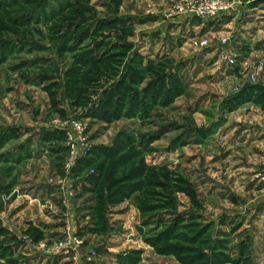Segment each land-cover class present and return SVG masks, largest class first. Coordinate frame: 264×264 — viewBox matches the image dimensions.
<instances>
[{
  "label": "rangeland",
  "instance_id": "374dc122",
  "mask_svg": "<svg viewBox=\"0 0 264 264\" xmlns=\"http://www.w3.org/2000/svg\"><path fill=\"white\" fill-rule=\"evenodd\" d=\"M11 1L4 0L9 4ZM66 1L69 0H43L42 8L37 10L38 21L31 20L19 29L13 27L14 32L0 29V213L5 205L14 203L10 211H4L9 215L8 219L12 217L21 225L28 221L50 223L47 229L28 225L19 232V228H13L18 232L13 237L8 236L14 234L12 231L0 236L6 248H0V253L4 252L0 264H31L36 263L37 257H40L37 264H184L173 254L158 253L145 241V237L155 234L163 226L157 218H152L148 225L142 224L145 217L137 207L139 193L125 199L127 202L123 205L120 204L123 201L107 203L103 208L107 227L105 232H96L91 218L97 203L95 193L89 192L92 184L87 183L89 188L86 190L78 183L87 182L97 166L96 163L84 168L79 165L80 148L83 147L80 144L74 154L77 153L76 158L71 159L63 127L66 132L76 135L73 122L81 124L83 138L93 147L112 145L120 131H129L137 137L140 134L151 136L159 129L167 128L169 131L160 139L151 142L153 149L144 154V159L148 165H165L187 182V188L175 192L178 211L175 215L182 218L177 231L193 237L195 242L189 244L184 239L176 242L197 249V253L203 252L198 264H264V109L248 102L239 109L226 112L222 105L225 97L249 84L248 75L256 60L264 62V51H231L235 56L231 66L218 58L219 40L227 38L228 44L234 42V38L236 40L239 35L236 29L245 24L244 19L250 18L247 9L227 10L238 15L237 22L228 29L223 14L208 19L170 15L177 0H89L96 17H120L127 25H132V35L125 37L132 47L123 64L134 61L136 54L143 65L155 63V50L168 43L172 66L174 63L182 65L187 71L185 79L190 82L189 90L185 89L184 94L176 97V103L165 107L156 105L146 122L138 117H120L106 122L94 116V108L102 94L100 90L91 93L90 100L83 105H73L71 98L66 97L64 73L75 52L58 53L47 30ZM240 2L230 0L229 4L235 7ZM21 7L30 6L22 4ZM3 8H0V27L9 23L8 18L17 15L16 7ZM147 15L159 19L146 21ZM163 15L171 21L180 17L181 21L176 20L164 33L166 30L162 32L161 28L169 21L163 22ZM183 16L186 21H182ZM116 25L120 27V23ZM157 32H161V36ZM195 37H206L211 41L210 46L198 48L192 45L190 41ZM228 44L224 48L227 49ZM166 49L164 46L160 52ZM239 58L245 59L242 62ZM177 60L182 63L178 64ZM236 67L240 72H233ZM120 71L125 70L121 67ZM42 75L50 79L43 80ZM263 76L264 65L255 84ZM250 110L252 114L248 113ZM259 114L261 121L256 119ZM215 122H220L218 127L213 125ZM205 126L214 131L205 141L196 143L189 138L188 142L173 146V139L187 129ZM253 130L262 132L254 141L251 139ZM47 133L59 136L56 140L64 146L61 152L43 146V137ZM124 169L120 167L118 173ZM46 188L49 191H43ZM69 191L73 192L69 194ZM60 197L64 203L66 199L68 207L59 201ZM14 208L16 211L13 212ZM55 213H62L66 218L57 217ZM82 213L80 226L77 218ZM174 216H165V225ZM2 219L0 215V225ZM83 225L86 232L81 229ZM151 230L155 231L148 233ZM65 231L84 239L78 249L79 259L56 258L49 254L55 252L51 249L65 236ZM12 238L20 242L12 243ZM30 248L39 250L35 252L39 255L29 259V255L21 254ZM41 251L49 258L43 259Z\"/></svg>",
  "mask_w": 264,
  "mask_h": 264
},
{
  "label": "trees",
  "instance_id": "16d2710c",
  "mask_svg": "<svg viewBox=\"0 0 264 264\" xmlns=\"http://www.w3.org/2000/svg\"><path fill=\"white\" fill-rule=\"evenodd\" d=\"M42 2L43 0H12L9 4L0 0V8L17 9V15L8 18L9 23L2 24L1 31L14 32L13 27L19 29L20 26L31 23V20L38 21L40 15L37 10L42 8ZM22 4L30 7H21ZM94 12L95 9L89 4V0L66 1L59 12L55 13L56 16L47 28L58 53L75 52L69 68L64 73L67 84L66 97L71 98L73 105L85 104L90 100L88 96L91 93L100 90L102 94L94 108L96 118L111 122L120 117H138L142 122H146L156 105L169 106L176 97L185 93V85L178 69L172 66L171 58L161 57L155 63L148 62L143 65L136 54V60L123 64L124 57L132 47L125 39L126 36L132 35V25H127L120 17H96ZM53 14L52 11L51 17ZM117 23H120V27ZM115 26L117 27L112 29ZM121 67L124 72L120 71ZM118 74L119 77L116 78ZM42 79L50 78L42 75ZM245 102H253L264 109L262 85L248 84L226 98L222 105L228 112ZM219 123L215 122L213 125L217 126ZM166 129L163 127L151 136L140 134L137 137L129 131H120L112 145L95 146L89 155L79 160V165L83 168L94 163L97 166L95 174L90 175L88 179L92 184L90 191L95 193L97 202L93 206L91 218L96 232H105L107 219L103 208L106 204H117L139 193L137 207L145 217L142 224L148 225L152 218H157L163 226L155 234L145 237V241L160 254H173L184 264H198L203 252L197 253V249L176 242L179 239H184L189 244L195 242L193 237H186L177 231L182 218L179 214L175 215V212H178L175 206V192L188 187L186 180L165 165H148L144 159V154L153 149L151 142L167 131ZM211 131L210 127L187 129L180 135V139L181 136L183 138L193 132L196 135L195 140L199 141ZM58 138L56 133H47L43 137L45 143ZM42 144L44 145V142ZM61 150L62 148L57 147L50 149L57 153ZM120 167L125 169L119 174ZM159 178L162 181H159ZM168 215L169 218L175 216L165 225L163 219ZM153 231L155 230L148 233ZM6 233V229L0 225V236ZM37 237L36 235L35 238ZM2 243L0 240V248H4ZM216 256L220 257L221 254ZM0 257H4V252L0 253Z\"/></svg>",
  "mask_w": 264,
  "mask_h": 264
},
{
  "label": "crops",
  "instance_id": "0c3cea01",
  "mask_svg": "<svg viewBox=\"0 0 264 264\" xmlns=\"http://www.w3.org/2000/svg\"><path fill=\"white\" fill-rule=\"evenodd\" d=\"M242 2H240L239 3V5L238 4H236L235 5V7H233V9H236L237 11H239V9H240V11L241 10H243V8H246L247 9V12H249V15L248 16H250V18L249 19H244V23L245 24H241V26H240V28H237L236 29V33L238 32V37L236 38V40H235V38H234V42H230V44H228V48L231 50V51H233V52H242V51H245L246 53H249V52H253V51H259V50H262V51H264V0H241ZM244 15H246V14H244ZM155 15H150V16H146V21H148V20H156V19H159L158 18V16L155 18V19H152L153 17H154ZM185 16V15H184ZM184 16L183 17H181L183 20L182 21H186V20H184ZM223 16H225V25L226 26H228V29H229V27H230V25H233V23H234V21H236L237 22V19H238V15H235L234 13H230V12H227V13H223ZM160 17V16H159ZM131 18V17H130ZM167 18H166V16L165 15H163V16H161V20H163V22H167V20H166ZM170 19V18H169ZM131 20V19H130ZM133 20V19H132ZM181 21L180 20V17H177V18H175V19H172V21L171 20H168L169 21V23H165V27H162L161 28V30H162V32L163 31H165L164 33H167L168 31V29H170L172 26H174V22L175 21ZM242 23V22H241ZM144 24V23H143ZM164 24V23H163ZM166 24H167V27H166ZM181 24V23H180ZM182 24H184V22L182 23ZM181 24V25H182ZM238 25H240V22L238 23ZM176 26V25H175ZM167 28V29H166ZM157 35H160L161 36V32H157ZM195 38H197V37H195ZM165 43V42H164ZM164 46H167V51H161L160 52V50L161 49H163L164 50V46H163V48L162 47H159L157 50H155V54H156V56H155V54H154V56L156 57V59H159V58H161V57H169V58H171L172 59V56L171 55H169L168 53H169V51H168V49L170 48L169 47V45H168V43H165V44H163ZM148 48V47H147ZM162 52H164V53H162ZM241 57H243V56H241ZM243 59H245V58H239V61H242L243 62ZM177 62H179L178 60H177ZM180 62L182 63V61L180 60ZM178 63V64H181V63ZM176 67V69H178V73H179V75L181 76V79H182V81H183V83H184V85H185V89L186 90H189V81H188V79H185V76H186V72H185V70H183V68H182V65L180 66H176L175 65V63H174V68ZM182 70H183V72H182ZM233 72H240V69L238 68V67H236V70H233ZM189 73V72H188ZM183 74V75H182ZM256 84H259V85H262V87L264 88V76L262 77V78H260V80L258 81V83H256ZM248 85V84H247ZM245 87V86H244ZM242 89V88H241ZM214 92V91H213ZM234 95V94H233ZM232 96V95H231ZM228 97H230V96H228ZM228 97H225V98H228ZM173 103H176V100L173 102ZM248 104V102L247 103H242V104H240L239 106H237L236 108H234L232 111H234V110H236V109H239L240 107H242V106H244V105H247ZM236 112V111H235ZM258 112V111H257ZM248 113H250V114H252L251 113V110H250V112H248ZM259 113V112H258ZM259 117L258 118H256L258 121H261L260 120V114L258 115ZM220 124V123H219ZM218 124V125H219ZM203 124H199L198 126H202ZM218 125L216 126V127H218ZM177 127V126H176ZM200 128V127H199ZM205 128H209V127H206L205 126ZM172 129H175V127H173ZM167 131H169V130H167ZM166 131H164L159 137H158V139H160L161 137H162V135L165 133ZM212 133H214V131L212 130L211 131V133L210 134H212ZM262 132H261V130H258V131H256L255 132V130H253V135H252V141H254V140H257V137L261 134ZM210 134H208L206 137H202V138H200L199 139V141H196L195 140V138H196V135L193 133V132H189L188 134H186L185 136H183V140L186 142V140H187V142L189 141V138H190V140L191 139H194L193 141L194 142H200L201 140H202V142L203 141H205V139H207L208 138V136L210 135ZM178 137H179V139H178ZM175 139H177V140H175ZM175 139H173V146L174 145H178V146H180V144H181V142H184V141H182V138L180 139V135H178ZM254 139V140H253ZM58 140H52V141H50V142H46L43 146L44 147H46V148H53V147H57V149L58 148H62V149H64V146H62V145H60V143L59 142H57ZM41 144V143H40ZM39 146H41V145H39ZM51 146V147H50ZM106 146H109V145H106ZM49 151V150H48ZM51 180V179H50ZM87 183L89 184V181H87V182H84V181H82V182H79L78 184L80 185V186H82V185H84L85 187V189L87 190V188H89V186L87 185ZM56 186V185H55ZM43 191H49L47 188L46 189H44ZM89 192H91L90 190H89ZM54 194H58V193H54ZM51 196H53L52 194H51ZM60 196H62V195H60ZM65 196V195H64ZM64 199H62L61 197H60V199H59V201H63ZM58 201V202H59ZM127 202V200H125V201H123L122 203H120L121 205H123V204H125ZM12 204H14V203H12ZM12 204H9L8 206H6L5 205V208L3 207L2 208V210H3V213H0V215L1 216H3V218H4V220L2 219V227L3 228H5L6 229V231H12L14 234H9L8 236H10V237H13V235H15L16 233H18L19 231H21L22 229H24V228H26L28 225H33V226H35L36 228H38V229H42V228H44V229H47L49 226H50V223H47V221H45V223H43V224H41L40 223V221H38L37 223L35 222V221H28L27 223H25V224H22L21 225V223H20V221H16V220H13L12 219V217L11 218H9L8 219V216L9 215H5L6 214V212H4L6 209L8 210V211H10V208H11V206H12ZM63 204H66L67 205V207H68V202H66V199H65V203H64V201H63ZM57 205H59V204H57ZM70 206V205H69ZM57 207V206H56ZM56 207H54V210H55V208ZM62 207V206H61ZM60 206L58 207V208H61ZM16 208V207H15ZM15 208L12 210L13 212L14 211H16L15 210ZM57 208V209H58ZM79 211V210H78ZM67 212H69L68 210H67ZM56 215H57V217H60V218H66V215H65V217L62 215V213H55ZM79 213H77V215H78ZM84 213H82V215H81V217L79 216H77L78 218V222H79V224H80V226H82L81 224H82V217L84 216L83 215ZM4 215H5V217H4ZM14 216H16V215H14ZM62 221H65V220H62ZM45 224V225H44ZM46 224H48V226L46 225ZM62 225V224H61ZM44 226V227H43ZM13 228L15 229H20V230H18V232H16V231H13ZM59 228V227H58ZM84 229V231L86 232V230H85V227H84V225H83V227H81V229ZM82 236H83V233H82ZM10 240H13V242L12 243H18V240L17 239H15V238H12V239H10ZM19 242H20V240H19ZM28 252H22L21 254L22 255H24V257H26L27 255H29L28 256V258L29 259H31V257H33V256H35V257H37L38 255H39V253H35V252H40L39 250H36L35 248H30V249H28L27 250ZM41 253H42V251H41ZM38 254V255H37ZM44 254V255H43ZM41 256L43 255V259H45V258H49V257H47V253H42V254H40ZM55 257L56 258H60L59 256H56L55 255ZM40 260V257H37V261H36V263H31V264H37V262ZM51 262H54L53 260H55V259H52L51 258ZM57 260V259H56ZM46 262V261H45ZM21 264V263H20ZM23 264V263H22ZM25 264V263H24Z\"/></svg>",
  "mask_w": 264,
  "mask_h": 264
},
{
  "label": "built area",
  "instance_id": "2783aa9c",
  "mask_svg": "<svg viewBox=\"0 0 264 264\" xmlns=\"http://www.w3.org/2000/svg\"><path fill=\"white\" fill-rule=\"evenodd\" d=\"M229 1L230 0H177V3L173 4L174 12L173 14L170 13V15L183 14L187 17L208 19L211 17H216L219 14L227 13V10L232 9L233 7H231ZM227 40V38H221L219 40L218 44L220 50L218 52V58L223 63L231 66L234 65L235 56L231 53V50L228 47L227 49L224 48V46L228 44ZM190 42L192 45L198 48H208L211 44V41H209L206 37L193 38ZM255 62L252 72H250V75H248L249 84H255V80L264 65L263 61L256 60ZM73 126L76 127V135L70 131L66 132L64 127L63 130L65 131V138L67 140L66 147L68 150H70L71 159L74 160L77 156V153L74 156L76 150L78 149L77 144L83 146L80 148L82 154L79 157L81 158L85 157L87 153L91 152L93 145L89 144V142L83 138V129L81 128V124L73 122ZM71 192L73 191H69V194H71ZM64 233L65 236L59 240V242L54 244V247L51 246V250L55 252H51L49 254L65 257L66 259H79L78 249L83 244L84 239H82V237L79 235L70 233L68 231H65ZM41 246L43 247L44 243H42Z\"/></svg>",
  "mask_w": 264,
  "mask_h": 264
}]
</instances>
